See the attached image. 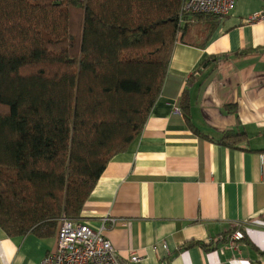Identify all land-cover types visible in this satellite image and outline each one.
Listing matches in <instances>:
<instances>
[{
  "label": "trees",
  "instance_id": "16d2710c",
  "mask_svg": "<svg viewBox=\"0 0 264 264\" xmlns=\"http://www.w3.org/2000/svg\"><path fill=\"white\" fill-rule=\"evenodd\" d=\"M181 1L0 0L7 236L47 237L62 216L82 220L107 163L141 133L175 43L202 45L217 24L219 16L197 13L179 25ZM179 109L200 134L186 91ZM244 136L224 131L221 142L234 146Z\"/></svg>",
  "mask_w": 264,
  "mask_h": 264
},
{
  "label": "crops",
  "instance_id": "0c3cea01",
  "mask_svg": "<svg viewBox=\"0 0 264 264\" xmlns=\"http://www.w3.org/2000/svg\"><path fill=\"white\" fill-rule=\"evenodd\" d=\"M259 13L264 0H235L202 45L175 43L141 133L107 163L80 213L119 256L264 264V16L247 21ZM185 91L200 134L179 109ZM228 130L245 136L227 146ZM236 229L244 238L228 243ZM54 245L55 232L11 238L0 228V264H39Z\"/></svg>",
  "mask_w": 264,
  "mask_h": 264
},
{
  "label": "built area",
  "instance_id": "2783aa9c",
  "mask_svg": "<svg viewBox=\"0 0 264 264\" xmlns=\"http://www.w3.org/2000/svg\"><path fill=\"white\" fill-rule=\"evenodd\" d=\"M235 0H182L178 14L179 25H183L188 14L211 13L219 17L228 15ZM264 13L253 15L251 21ZM114 221V219H112ZM244 238L240 229L234 230L227 238L228 243ZM141 256L131 251L121 257L103 229H94L79 219L62 216L56 226L55 245L49 249L39 264H139Z\"/></svg>",
  "mask_w": 264,
  "mask_h": 264
}]
</instances>
